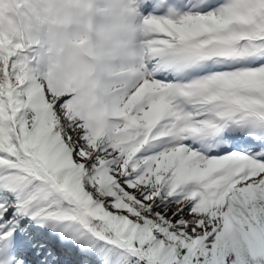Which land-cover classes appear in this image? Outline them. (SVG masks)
Returning <instances> with one entry per match:
<instances>
[{"label":"snow or ice","instance_id":"1","mask_svg":"<svg viewBox=\"0 0 264 264\" xmlns=\"http://www.w3.org/2000/svg\"><path fill=\"white\" fill-rule=\"evenodd\" d=\"M132 6L101 127L0 28V264H264V0Z\"/></svg>","mask_w":264,"mask_h":264},{"label":"clouds","instance_id":"2","mask_svg":"<svg viewBox=\"0 0 264 264\" xmlns=\"http://www.w3.org/2000/svg\"><path fill=\"white\" fill-rule=\"evenodd\" d=\"M133 0H0V28L39 48L46 76L73 93L75 115L106 126L113 82L141 55Z\"/></svg>","mask_w":264,"mask_h":264}]
</instances>
